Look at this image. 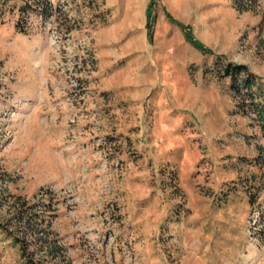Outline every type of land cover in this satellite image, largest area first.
<instances>
[{"label": "rangeland", "instance_id": "rangeland-1", "mask_svg": "<svg viewBox=\"0 0 264 264\" xmlns=\"http://www.w3.org/2000/svg\"><path fill=\"white\" fill-rule=\"evenodd\" d=\"M48 1L24 33L0 17V224L24 239L0 233V264H264V188L251 206L243 184L264 138L205 71L264 89V0Z\"/></svg>", "mask_w": 264, "mask_h": 264}, {"label": "trees", "instance_id": "trees-1", "mask_svg": "<svg viewBox=\"0 0 264 264\" xmlns=\"http://www.w3.org/2000/svg\"><path fill=\"white\" fill-rule=\"evenodd\" d=\"M252 1L255 2V0H233V6L239 12L248 10V4ZM151 4H153V0L151 1ZM50 7L51 3H49L48 0H0V17L4 13H14V26L17 31L24 33L26 29V16L31 12L35 14H49ZM147 15H149V13ZM152 19L153 17L146 27L149 35H151L150 26L153 21ZM169 20L178 25V27L184 31L187 39H191L188 26L177 22L176 19L170 16ZM191 41L194 45L199 47L201 51L209 52L205 46L199 44L196 40ZM205 71H212L214 75L219 78L228 77V87L234 99L235 111L243 115L252 114V118L256 121L260 135L264 138V89L259 76L251 72L246 64L233 63L228 60L223 62L215 60L211 69L208 68ZM255 160L256 162L254 165L258 166V172H251L243 180L245 186L244 191L247 193L248 202L251 206L256 202L258 195L264 188V156L260 154ZM13 197L14 199L11 205L14 208L13 214L16 217V221L23 222L29 226L32 235H38L40 229L37 228V224L32 221V219L38 216L37 212L34 210L28 211L32 205H28L21 196L14 195ZM0 233H4L5 237H9L14 244L21 243L24 240L20 236L12 235L8 227L5 225L0 224ZM20 250L22 252V248H20ZM28 264L38 263L31 260L28 261Z\"/></svg>", "mask_w": 264, "mask_h": 264}]
</instances>
